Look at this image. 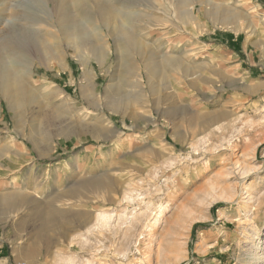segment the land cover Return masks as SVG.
Segmentation results:
<instances>
[{"label":"rangeland","instance_id":"rangeland-1","mask_svg":"<svg viewBox=\"0 0 264 264\" xmlns=\"http://www.w3.org/2000/svg\"><path fill=\"white\" fill-rule=\"evenodd\" d=\"M156 1L167 21L138 7L123 23L139 85L94 21L102 65L78 48L85 62L48 60L0 97V264H264V0H179L171 20ZM50 210L58 226L38 231ZM103 211L108 228L88 231Z\"/></svg>","mask_w":264,"mask_h":264},{"label":"bare ground","instance_id":"bare-ground-1","mask_svg":"<svg viewBox=\"0 0 264 264\" xmlns=\"http://www.w3.org/2000/svg\"><path fill=\"white\" fill-rule=\"evenodd\" d=\"M2 1L5 2L0 4V25H2V28H0V97L8 99L11 102H16V100L21 98L22 95L27 94L29 91L28 82L31 78L33 68L47 64L48 60H54L61 65L60 67H62L64 65V57L66 54H71V52H75V50H78V48L79 50L92 49L93 52L95 51L93 59L102 65L107 57L110 56V49L107 44H105L104 37L99 34V29L97 26L95 28L93 27V29L91 28L92 26L89 27L90 29L87 27L86 23L93 24L92 22L94 21L99 22L101 28H105L109 36L115 37L118 61L120 65L126 66V75L129 78H134L136 83L139 85L142 75L139 67H137L138 64L135 65L129 63L131 62L129 58V50H131L130 48L132 47L131 41L133 39L137 41L138 38L132 34V30L128 28V24L125 26L123 23H131L137 18L144 16L145 18L148 17L154 21H167L161 16V6H163L162 2H158L156 0ZM166 1L173 8L172 16L169 20L175 19V14L177 13L178 9H182L179 6L180 2L179 0ZM192 1L193 0H187L188 3ZM188 3H184V5ZM187 6L189 7V5ZM138 7L141 8L140 11L144 16L139 15V12H137ZM232 12L235 14V11ZM7 15H9V18H7ZM180 16L184 21L183 23H185L184 25H190V23L193 21L186 18V15L184 14ZM234 26L237 31L242 30V27L239 26V24ZM68 41H71L76 48L65 46V43ZM137 42L139 43L141 41ZM143 46L144 45L141 47ZM76 57H78L82 63L87 60L86 55L82 53H76ZM86 75L87 76L84 77L86 84L83 85V93L90 102L95 104V108L98 109L100 108V100L96 94L93 80L88 74ZM56 93L59 92L55 90L54 94ZM59 94H62L61 91ZM51 95H53V93ZM46 96L50 97V93H47ZM17 108L21 107L18 106ZM69 108L73 110L71 107ZM128 110L130 111L131 108ZM40 114V116H44L43 110L40 112ZM100 126L103 127V125ZM108 133L115 135V132L112 131H108ZM47 150V147H44L42 152ZM109 180L106 182L107 188H109L111 185ZM112 200H110V202H112ZM2 201L8 202V204L11 206H16L18 203H20V200L16 195L10 198L8 197L7 199L4 197ZM55 213L56 212L50 210L46 218L42 217L45 219L42 220L41 227L38 229V231L40 230V232H43L44 230L46 231L48 229L49 231L55 230V228L58 226V219L55 216ZM110 217L111 216L107 212L103 211L98 213L93 223L88 228V231L103 230L108 228ZM75 218L79 220L80 227H84L86 225L87 221L83 216H75ZM72 228H75V226ZM258 249L262 250V247L258 246ZM259 257L260 259L261 257L263 258V254Z\"/></svg>","mask_w":264,"mask_h":264},{"label":"built area","instance_id":"built-area-1","mask_svg":"<svg viewBox=\"0 0 264 264\" xmlns=\"http://www.w3.org/2000/svg\"><path fill=\"white\" fill-rule=\"evenodd\" d=\"M21 264H26V263H21Z\"/></svg>","mask_w":264,"mask_h":264}]
</instances>
